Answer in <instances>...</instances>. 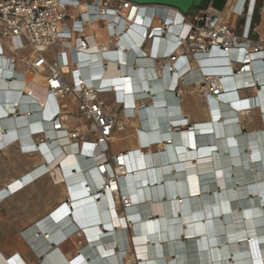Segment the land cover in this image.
<instances>
[{"label":"bare ground","instance_id":"1","mask_svg":"<svg viewBox=\"0 0 264 264\" xmlns=\"http://www.w3.org/2000/svg\"><path fill=\"white\" fill-rule=\"evenodd\" d=\"M242 2L228 4L240 10ZM148 6L173 14L172 7ZM104 32L96 36L107 39ZM173 34L169 28L166 36ZM238 54L230 60H241L243 52ZM96 59L81 63L77 58L68 79L74 81L72 73L85 75L89 87H111L112 107L122 105L118 131L123 133L112 135L110 147L126 155L124 167L115 170L123 179L100 194L103 179L92 145L72 147L47 122L59 102L48 96L43 76L0 69V153L16 148L35 156L31 168L0 184V205L47 177L61 189L55 206L21 231L38 264H264V94L228 91L216 99L207 97L201 84L185 86V79L177 90L180 76L200 69L198 63L184 65L181 57L167 61L172 77L169 66L154 77L136 74L132 59L129 65L109 62L106 68ZM221 59L210 52L204 61L220 67ZM231 79H223L224 89L236 90ZM38 80L44 82L41 98L28 92ZM188 90L203 94L207 120L192 123L185 115L175 94ZM65 103L66 127L83 129L73 114L75 104L70 98ZM172 110L181 117L173 118ZM258 115L262 127L243 131V119L254 124ZM126 124L133 129L130 137ZM113 140L126 151H115ZM0 264L30 263L19 251L7 256L0 249Z\"/></svg>","mask_w":264,"mask_h":264},{"label":"built area","instance_id":"2","mask_svg":"<svg viewBox=\"0 0 264 264\" xmlns=\"http://www.w3.org/2000/svg\"><path fill=\"white\" fill-rule=\"evenodd\" d=\"M228 3L222 11L210 5L189 17L174 8L166 7L173 12L166 14L157 7L126 0H0V69H22L28 76H43L48 96L59 102L52 105L47 122L53 131L63 133V139L71 140L72 147L83 149L87 142L92 145L97 154L95 167L103 179L97 193L100 194L118 180L121 183L123 177L118 179L115 170L124 167L126 157L110 147L120 121L116 114L108 113V103L101 95L113 90L87 86L85 75L76 77L72 73L71 82L68 70L78 67L77 58L86 63L97 57L104 68L109 62L129 65L132 59L131 66H138L133 68L136 74L157 77L163 65L171 68L167 61L181 57L184 65L194 62L200 69L180 76L177 90L185 79V86L201 84L207 97L216 99L230 92L264 94V0H243L240 10ZM93 25L104 28L107 41L96 42L97 29ZM169 28L174 30L172 39L166 36ZM166 39L170 49L165 54L161 49ZM150 49L155 51L154 56ZM210 52L223 58L220 67L204 61ZM240 52L241 60H230L233 53L237 56ZM151 60L148 66L137 64ZM172 72L171 68L170 77ZM225 77L231 81L235 77L236 90L223 88ZM67 98L75 104L73 114L83 129L66 127L63 115L68 109ZM119 106L121 111L122 105ZM172 114L175 119L181 117L175 110Z\"/></svg>","mask_w":264,"mask_h":264},{"label":"rangeland","instance_id":"3","mask_svg":"<svg viewBox=\"0 0 264 264\" xmlns=\"http://www.w3.org/2000/svg\"><path fill=\"white\" fill-rule=\"evenodd\" d=\"M197 12L198 10L192 9L189 17H193ZM240 25L241 22L237 26V32L240 31ZM197 95L199 94L197 93ZM107 103L115 114H118L117 117H120V109L112 107L113 101H107ZM123 128L128 131L125 134L126 136L130 137L133 134V129L130 125ZM247 129L245 127L244 131H247ZM122 133L117 131V134ZM113 145L117 149H122L124 144H118L116 140H113ZM33 158L35 156L26 157V155L20 153L16 148L0 153V184L2 183L3 185L15 176L19 177L28 168H31L32 161H35L32 160ZM60 195L61 189L57 185V182L47 177L38 182L29 191L21 194V196L19 195L0 205V249L7 256H10L14 251H19L28 263H39V259L36 258L31 245L24 239L21 231L33 222L34 219L45 214L50 207L55 206ZM69 245V248H71L73 244L70 243Z\"/></svg>","mask_w":264,"mask_h":264},{"label":"crops","instance_id":"4","mask_svg":"<svg viewBox=\"0 0 264 264\" xmlns=\"http://www.w3.org/2000/svg\"><path fill=\"white\" fill-rule=\"evenodd\" d=\"M151 25L155 26L156 24L154 22L151 23ZM101 32V35L104 32V28L99 27L98 28ZM97 34V33H96ZM97 41L98 42H105L107 41V39L101 37H97ZM164 48H166V46H164ZM145 64L148 66L149 62H145ZM44 88V82L43 80H38L37 82H35L34 85L30 86L28 89V92L30 94H32L33 96H38L41 98V91H43ZM180 92H177L175 95L179 96V102L182 106V109L185 113V115L188 117L189 120H191L190 122L195 123V122H199V121H205L207 120V104H206V100L203 97H200L197 94H191L190 91H185L184 95H179ZM174 95V96H175ZM102 99L112 102L113 101V96L112 93H108V95H102L101 96ZM182 99V100H181ZM257 114H259V112H257ZM200 116V117H199ZM199 118V119H198ZM259 120H261L260 115L257 116L256 121L254 124H247L246 120L243 119V131L244 128L247 127V131H249L254 125L253 129H256L257 127L261 128L262 127V121L259 122ZM130 124H128L129 126ZM127 126V124L125 125ZM131 126V125H130ZM132 127V126H131ZM128 132L126 131V129L124 130V133ZM246 132V131H245ZM126 134V133H125ZM115 151H123L125 149H117L116 147H114ZM126 151V150H125ZM67 249V248H66Z\"/></svg>","mask_w":264,"mask_h":264},{"label":"water","instance_id":"5","mask_svg":"<svg viewBox=\"0 0 264 264\" xmlns=\"http://www.w3.org/2000/svg\"><path fill=\"white\" fill-rule=\"evenodd\" d=\"M138 5H160L172 7L184 15H189L192 9L201 10L210 5L217 11H222L229 0H126Z\"/></svg>","mask_w":264,"mask_h":264}]
</instances>
